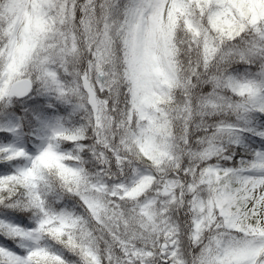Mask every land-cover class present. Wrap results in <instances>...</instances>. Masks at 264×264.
I'll return each mask as SVG.
<instances>
[{
    "label": "snow or ice",
    "instance_id": "6c2138e0",
    "mask_svg": "<svg viewBox=\"0 0 264 264\" xmlns=\"http://www.w3.org/2000/svg\"><path fill=\"white\" fill-rule=\"evenodd\" d=\"M0 264H264V0H0Z\"/></svg>",
    "mask_w": 264,
    "mask_h": 264
}]
</instances>
